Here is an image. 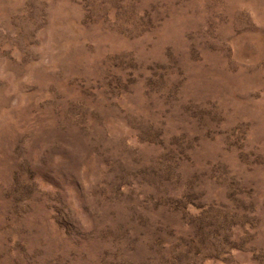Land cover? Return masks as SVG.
Instances as JSON below:
<instances>
[{
	"label": "rangeland",
	"instance_id": "rangeland-1",
	"mask_svg": "<svg viewBox=\"0 0 264 264\" xmlns=\"http://www.w3.org/2000/svg\"><path fill=\"white\" fill-rule=\"evenodd\" d=\"M0 264H264V0H0Z\"/></svg>",
	"mask_w": 264,
	"mask_h": 264
}]
</instances>
